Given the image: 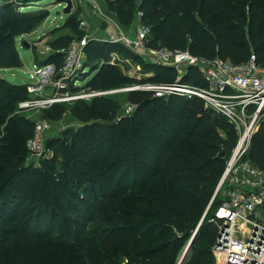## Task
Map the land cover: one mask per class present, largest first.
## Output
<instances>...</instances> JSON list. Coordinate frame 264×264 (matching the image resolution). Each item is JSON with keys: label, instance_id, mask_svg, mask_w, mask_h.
Masks as SVG:
<instances>
[{"label": "trees", "instance_id": "obj_1", "mask_svg": "<svg viewBox=\"0 0 264 264\" xmlns=\"http://www.w3.org/2000/svg\"><path fill=\"white\" fill-rule=\"evenodd\" d=\"M29 2L37 1L9 0L0 5V69L24 66L16 41L30 32L33 22L46 18L20 11ZM106 2L122 25L133 24L138 16L150 28L149 48L189 50L205 59L219 57L235 64L255 53L264 68V0ZM76 8L63 26L70 33L53 41L54 49L67 47L75 37L85 38L81 8ZM116 46L96 38L87 41L86 65L96 74L86 87L106 91L179 79L175 67L145 61L136 52L133 58L148 76L124 73L112 62ZM47 62L61 66L63 55L54 52L39 64ZM181 82L205 84L192 66ZM67 89L81 87L71 83ZM120 94L79 99L71 108L60 103L51 106L50 120H61L70 110L83 125L48 139L52 156L41 167H33L26 163L36 122L22 115L20 107L29 98L27 85L0 74V113L9 116L0 138V227L7 225L0 231V264H30L17 246L26 238L49 237L63 249L80 245L95 230L76 231L68 223L86 219L93 228L102 225L108 203L125 196L133 198L134 213L152 221L132 223L125 217L117 233L105 235L113 241L129 239V247L108 262L63 257L52 264H124L126 260L176 264L178 252L189 242L181 264H215L213 250L206 244H215L222 225L211 220L223 202L215 193L238 140L236 128L196 96L157 97L140 91H129L136 106L132 115L118 118L115 96ZM246 159L264 171V127L253 135ZM150 238L154 244L146 245ZM12 243L17 248L8 255L10 249L5 247Z\"/></svg>", "mask_w": 264, "mask_h": 264}, {"label": "built area", "instance_id": "obj_2", "mask_svg": "<svg viewBox=\"0 0 264 264\" xmlns=\"http://www.w3.org/2000/svg\"><path fill=\"white\" fill-rule=\"evenodd\" d=\"M83 2L74 0L75 8ZM82 24H85L84 20ZM121 36V40L145 61L175 67L180 73L179 79L172 84L145 83L106 91L93 90L70 98L91 99L151 90L157 97L196 96L204 101L206 108L227 118L236 128L238 140L215 193V197L218 194L223 197L215 218L211 220L222 221L213 247L215 264H264V171L246 159L253 135L264 127V68L258 63L256 54L252 53L244 63L235 64L219 57L205 59L189 50L149 48L150 28L141 23L134 38L123 33ZM115 37L111 35L112 39ZM89 39L74 38L67 47L58 49L52 45L45 47L41 51L45 58L57 52L63 55V63L61 66L55 62L37 65L31 79L34 83L27 85L29 98L21 102L20 107L50 106L61 100L58 95H53L54 92H69L67 88L71 83L77 85L78 79L89 69L85 54ZM190 66L198 69L205 83L203 86L182 84L181 79ZM48 88H52L51 95L47 94ZM135 108V105L129 106L128 113ZM50 129L48 120L36 123L35 134L28 141L31 156L45 154ZM243 222H247V228H242ZM124 264H128V260Z\"/></svg>", "mask_w": 264, "mask_h": 264}, {"label": "rangeland", "instance_id": "obj_3", "mask_svg": "<svg viewBox=\"0 0 264 264\" xmlns=\"http://www.w3.org/2000/svg\"><path fill=\"white\" fill-rule=\"evenodd\" d=\"M37 2H29L26 7H21L20 11L28 14L29 16H45L46 18L33 22L31 24L30 32L22 34L16 41L17 46L21 53V58L23 60L24 66L22 68H12V69H0V74L7 78L10 82L15 84L30 85L34 83L32 75L37 69V65L44 61L45 58L42 54V50L52 45L53 41L60 37V34L70 33V29L64 28V24L69 17L68 14L64 13L65 4L59 0H36ZM3 1L0 0V5ZM84 5V6H83ZM81 8V24L80 27L85 31L87 39L94 37V32L97 29L98 23H101L99 20L96 22V26L92 25L91 19L98 17L99 19L105 17V14L97 4H91L89 2L82 3L79 5ZM78 7V6H76ZM77 9V8H75ZM75 11V10H74ZM85 21V24L83 23ZM104 27L105 25L102 24ZM118 35L112 39L111 35L106 37L98 38L101 41H108L116 44L118 50L113 53L112 62L118 64L120 69L129 75L136 76L138 78H144L148 76V72L140 68V66L135 62L134 56L136 55L134 50L128 47L122 38V32L118 29ZM133 37L135 32L132 31ZM24 35V37H22ZM78 38V37H75ZM23 39V40H22ZM27 40L31 48L27 49L23 46V41ZM96 72L90 71L87 69L85 74L82 75L77 82L76 86L81 87L79 91H57L53 95H58L60 101L53 103L52 105H46L44 107L37 108H23L21 112L22 115L27 117V119L33 120L36 123L40 120H48L51 123V129L47 132V138L60 136L65 129H75L83 125V123L76 118L71 111L69 110L61 120H50L49 110L54 104H64L68 108L76 105L77 100H73L70 97L73 95L88 93L91 90L86 87L87 83L92 79ZM180 74V73H179ZM74 82V81H73ZM47 94L51 95L52 88L47 89ZM140 92L153 93L151 90H137ZM129 92H124L120 95L115 96V99L118 101L119 114L118 118L123 116H130L132 113H128L127 109L129 106L134 105L135 103L131 102L128 98ZM47 96V95H45ZM89 100V99H85ZM8 114L0 113V138L5 134L4 127L6 120L8 119ZM52 156L51 149L47 148L45 154L41 156H31L30 154L27 157V165L33 167H41L47 159ZM135 210L134 200L130 196H125L117 201L108 203L107 208L104 209V218L105 221L102 225H97L93 228V225H90V221L86 219H78L77 222H69L68 228L76 231L83 232L84 230H95L93 235H89L80 245L68 247L63 249L62 247H55L51 242L50 238L40 241L37 238H26L20 242L17 246L21 249L24 255L29 259L30 264H52L53 262H59L63 257H67L73 261H79L81 258H86V260L94 259L98 263L101 261L108 262L112 259L119 251L129 247L131 242L129 239L117 238L116 240H109L105 238V235L114 231L117 233L121 227L119 222L127 217L129 222L136 223L138 221L150 224L151 220L145 218V216H138ZM217 212V211H216ZM7 226V225H5ZM4 225L0 227V231H3ZM196 232V231H195ZM194 235V234H193ZM192 235V236H193ZM191 239V238H190ZM159 239L158 241H160ZM154 244V239L150 238L146 245ZM16 243L8 244L5 247V250L10 249L8 255L12 250H16ZM207 247H210L213 250L214 245L206 244ZM186 246H184L179 252L176 260V264L180 261ZM193 253L189 255L188 259H191ZM170 258L172 259V252L170 253Z\"/></svg>", "mask_w": 264, "mask_h": 264}, {"label": "crops", "instance_id": "obj_4", "mask_svg": "<svg viewBox=\"0 0 264 264\" xmlns=\"http://www.w3.org/2000/svg\"><path fill=\"white\" fill-rule=\"evenodd\" d=\"M89 2L91 4H97L99 7L101 6V10L103 11V13L105 14V17L102 18H98L95 17L93 19H91L92 25L96 26V22L97 20H99L101 23H98L99 25L97 26L96 31L94 32V37L93 35H91L92 37L90 38H102V37H106L108 35H118V29L124 34V35H130V38H134L133 37V33L132 31L135 32L136 28H138L139 24H140V20L139 17L137 16L135 22L129 26H124L121 24V22L119 21L118 17L109 11L108 9V5L106 0H84L83 3ZM84 6V5H83ZM82 17L83 14H81ZM102 24H104L105 26L103 27ZM63 34H60V36H62ZM20 52V50H19ZM21 56V53H20ZM12 69V68H10Z\"/></svg>", "mask_w": 264, "mask_h": 264}, {"label": "water", "instance_id": "obj_5", "mask_svg": "<svg viewBox=\"0 0 264 264\" xmlns=\"http://www.w3.org/2000/svg\"><path fill=\"white\" fill-rule=\"evenodd\" d=\"M2 1L6 2V1H9V0H2ZM59 1L65 4V8H64V13L65 14L71 15L74 12V9H75L74 0H59ZM23 46L25 48H27V49L31 48V45H30V43L27 40L23 41ZM189 245H190V242H189ZM189 245L187 246V249H188ZM187 249L185 250V252L182 255V257H181V259H180L178 264H181L183 262V259H184V256L186 254Z\"/></svg>", "mask_w": 264, "mask_h": 264}, {"label": "bare ground", "instance_id": "obj_6", "mask_svg": "<svg viewBox=\"0 0 264 264\" xmlns=\"http://www.w3.org/2000/svg\"><path fill=\"white\" fill-rule=\"evenodd\" d=\"M242 228H247V222L241 223Z\"/></svg>", "mask_w": 264, "mask_h": 264}]
</instances>
